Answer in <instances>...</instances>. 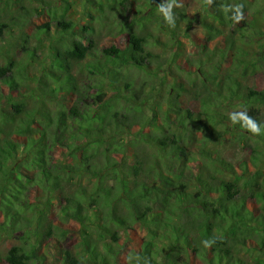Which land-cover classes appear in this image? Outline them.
<instances>
[{"label":"trees","instance_id":"1","mask_svg":"<svg viewBox=\"0 0 264 264\" xmlns=\"http://www.w3.org/2000/svg\"><path fill=\"white\" fill-rule=\"evenodd\" d=\"M76 1L81 16L68 17ZM170 1L0 0V235L13 240L1 257L4 264H42L48 252L41 253L42 242L66 234L62 224L69 221L79 226L80 249H61V264H120V240L135 224L149 238L125 252L129 264H264V151L253 146L250 163L240 164L239 171L204 148L200 153H207L209 163L196 160L182 133L170 124L161 129L147 116L145 107L163 105H149L144 82L133 78L136 71L150 74V42L179 33L176 7L171 23L160 13ZM229 1L207 0L208 14L244 23V3L229 9ZM135 23H141L138 29ZM102 29L119 36L121 44L100 49ZM214 76L205 79L212 82ZM213 83L219 85L215 101L239 96L232 86L226 95ZM209 97L200 98L203 106ZM242 98L245 104L264 103V89L246 88ZM177 106L167 104L165 121L171 111L183 128L185 120L201 118ZM226 120L242 139L264 141L258 108ZM193 124L206 127L199 120ZM133 126H153L140 138L152 149L150 160L126 154L137 140L122 136ZM214 130L211 135L218 136ZM55 148L71 159H55ZM191 177L197 181L193 192ZM83 179L93 180V187ZM112 202L128 211L116 212ZM53 211L56 220L49 218Z\"/></svg>","mask_w":264,"mask_h":264},{"label":"rangeland","instance_id":"2","mask_svg":"<svg viewBox=\"0 0 264 264\" xmlns=\"http://www.w3.org/2000/svg\"><path fill=\"white\" fill-rule=\"evenodd\" d=\"M140 1L137 0V2ZM239 1L245 5V11L241 16L244 21L242 24L239 23V20L230 22L225 17L222 20L213 19L208 14L207 0H171L172 6L176 7L175 17L179 22V33L175 37L171 33H164L160 36L159 42H150L148 45L151 54L149 58L150 74L137 71L133 73L136 82H144L145 88L142 90H145L143 96L147 97V103L163 105V108H157L154 111L145 107L148 117H153L157 124L161 125V129L166 127L163 125L170 124L171 129L182 133L188 154L195 157L196 160L209 163L207 153H200L204 148L210 151V154L214 153L224 164L230 163L236 171H239L240 164L250 163L253 146L264 151V146L261 145L264 141L260 142L259 139L257 141L254 138L242 139V134L226 120L229 114L243 109L248 110L249 107L258 108L264 118V103L249 102L245 104L242 98L246 88L264 89V0H230L228 8L235 6ZM133 4L135 5V2ZM125 13L127 14L128 11ZM160 13L163 14L161 11ZM66 15L72 18L81 16V6L77 1L73 3ZM147 22V31L151 32L153 26L150 21ZM206 23H211V29L205 27ZM140 24L135 23V29ZM100 32L101 34L96 39L100 49L111 44H121L122 40L119 36L110 35L104 29ZM151 40L154 41L152 38ZM231 41H233V45L230 46ZM76 73L74 72V74ZM213 75H215L213 81L219 82L223 86L220 93L228 95V87L232 86L239 96L232 100H226L221 95L219 100L215 101L213 94L216 93L219 85L205 79V77L211 78ZM179 83L182 84L181 89L178 88ZM170 88L171 93L168 94L167 91ZM106 90L110 95L111 91L108 87ZM209 91L211 93H208ZM93 92H95L94 89ZM208 94H210L208 106L205 107L200 98H205ZM168 103L178 105L177 108H187L194 116L200 113L199 117L201 118L195 119L193 123H197L199 120V123H205L206 127H201L199 130L196 129L195 124L185 120L183 128L181 122L176 118L177 113L172 111L168 113V122L165 121L164 109ZM203 111L208 113L207 117L203 115ZM151 129L153 126L143 129L133 126L129 132L124 133L122 137L126 140L134 141L133 138L137 140L134 145L130 144L127 147L126 154L136 153L140 157L150 160L149 154L152 149L147 148L146 150L147 144L140 138L142 137L141 133H146ZM213 130L214 134L216 133L215 135L218 136L211 135ZM52 155L55 159H62V161L71 159L66 152L57 151L56 148L52 151ZM114 157L120 158L118 155ZM129 162L132 163V159ZM217 162L218 159L214 160V163ZM194 163L198 164V162ZM210 168L212 169V165ZM158 171L162 174L167 173L165 168H160ZM225 176L229 177V174ZM188 182V191L193 192L197 181L191 177ZM82 183H85L90 189L94 184L93 180L87 181L86 179H83ZM57 204L58 202H56ZM112 204L115 205V210L118 213L124 215L128 211V206L122 202H112ZM100 209L101 214L107 210L106 207H100ZM49 218L56 220L55 211L49 214ZM62 227L67 229L66 234L42 242L41 253L42 250L48 248L47 256L44 257L42 264H61L59 253L63 248L80 249L79 226L75 222L69 221L62 224ZM148 238L146 228L141 224H135L129 229L124 240L123 238L120 240V243L124 241L121 245L124 250L121 249V254L118 256L119 263L129 264L125 252L131 246H139ZM12 243V239L0 235V264H4L1 257ZM157 246L163 253L165 248L163 242L157 241ZM156 257L159 261L160 255Z\"/></svg>","mask_w":264,"mask_h":264},{"label":"clouds","instance_id":"3","mask_svg":"<svg viewBox=\"0 0 264 264\" xmlns=\"http://www.w3.org/2000/svg\"><path fill=\"white\" fill-rule=\"evenodd\" d=\"M171 8H172V4H168L167 8H165L164 6H161L160 11L164 14L165 19L171 23L172 22V18H173V14L171 12Z\"/></svg>","mask_w":264,"mask_h":264}]
</instances>
